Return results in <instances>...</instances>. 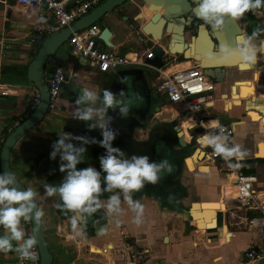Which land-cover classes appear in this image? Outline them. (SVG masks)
<instances>
[{"label":"crops","instance_id":"crops-1","mask_svg":"<svg viewBox=\"0 0 264 264\" xmlns=\"http://www.w3.org/2000/svg\"><path fill=\"white\" fill-rule=\"evenodd\" d=\"M11 2L12 0H0V4L4 5V11L0 9V40L4 43L0 53V84H6L9 92L7 95L0 94V128L5 134L31 113L28 110V102L35 89L22 88L28 82L24 72L33 55L28 39L47 34L39 33L36 27L52 22L49 15L41 17L40 13L33 9L25 19L14 17L10 12L9 26L6 28L5 11L10 10ZM72 2L69 4L72 5ZM135 4L138 8L141 7V3ZM136 13L131 16V20L128 16L127 19L122 17L127 21V26L129 22L136 23ZM152 13L153 11L142 12L138 16L142 17L140 22L147 21ZM129 31L126 40L119 42H114L115 34L111 31L110 40L114 49L125 51L138 47L135 36L130 29ZM128 37H131L133 42L129 41ZM159 43L165 46L161 41ZM100 47L107 48L103 44ZM56 58L68 66L65 72H76V76L68 78L62 85L59 96L53 101L54 107L15 143L10 153L13 173L26 188L33 187L36 190L39 207L45 205L42 223L52 254L51 264H130L127 256L130 249L146 252L142 264H242L249 249L262 246V237L244 225V218L258 214V210L238 207L233 196L235 174L254 175L255 195L264 205V76L257 82L258 70L264 67L263 61L262 66H257L253 78L247 73L240 79H235L230 92L222 94L225 90L216 86L209 112L212 118L233 129L229 142L241 145L246 151L247 155L239 162L243 166L230 169L225 160L218 157L215 163H206L208 170L201 172L198 170L197 157H193L195 161L188 163L186 170L193 177L187 178L185 183L180 181L181 199H187V193L193 187L197 188L195 194L201 199L196 201H208L209 203L203 202L202 205L217 211V220L212 219L205 229H198L192 221L189 229L186 218L180 214L184 210L183 205L187 203L179 202L174 207L180 212L177 214L167 208V204L161 207L152 200L142 203L144 214L141 224L132 222L134 213L129 210V213L121 218H129L125 227L113 221L104 234H98L99 226L105 224V221H99V226H86V235L80 237L76 236L73 230L72 213L58 208L57 196H47L43 187L45 184L55 185L52 176L53 160L49 158L51 145L58 139V133L62 134L63 131L74 136H95L99 129L89 130L86 122L72 118V105L84 87L94 88L102 93L109 73L113 74L130 66L99 73L93 63L74 55L68 44L60 47ZM187 65V61L182 60L169 68L176 69ZM262 74L264 75V69L259 76ZM233 88L235 92L242 93L232 95ZM181 129L187 132L185 125ZM72 143L77 145L78 141L74 140ZM197 150L200 151L196 148L190 156ZM232 163L237 161L233 159ZM189 181L192 184H189ZM228 199L234 204L228 205ZM216 223L220 227V233L213 228ZM21 226L24 228L23 223ZM2 234L3 230L0 229V235ZM17 257L15 252L0 253V264H11ZM256 264H264V257L258 259Z\"/></svg>","mask_w":264,"mask_h":264},{"label":"clouds","instance_id":"clouds-1","mask_svg":"<svg viewBox=\"0 0 264 264\" xmlns=\"http://www.w3.org/2000/svg\"><path fill=\"white\" fill-rule=\"evenodd\" d=\"M192 11L203 25L220 31L224 28L226 18L240 20L245 13L264 8V0H192ZM264 28L257 26L250 35L240 37L234 44L219 45L214 51L205 53L208 60L222 62L231 57H238L240 67L252 68L264 56ZM143 97L139 92L118 94L110 89L102 93L94 88L84 87L72 105V118L87 123L89 130L99 129L102 139L95 137L74 136L72 133H58V139L51 145L50 159L59 156V171L65 173L59 184L43 185L47 196H58L57 207L72 213L71 223L76 236L86 235V226L90 219L96 217L103 209L106 221L99 226L98 234H104L109 224L115 220L119 224V216L123 214V204L134 213L133 223L143 222L144 205L133 199V194L140 192L146 183L157 184L164 175L173 171L172 163L165 158L159 162H150L148 156L132 155L126 158L125 153L113 147L118 132L110 127L109 109L118 110L122 118L127 117L130 110L137 106ZM202 138L207 146L221 156L230 168H240L239 163L247 155L239 144H231L225 128L218 120L210 122ZM194 127V124L192 125ZM78 141L76 146L72 141ZM99 144L105 154L99 157L100 171L89 166L77 169L84 161L86 147ZM233 159L237 163H232ZM103 173V175H102ZM102 184L104 185L102 187ZM107 198H102L104 194ZM37 192L33 187H18L16 176L11 171L0 173V253L15 252L22 261L39 259L34 249L37 245L35 236L26 233L21 226L22 221L40 223L45 216L35 199ZM98 223L93 220L94 226Z\"/></svg>","mask_w":264,"mask_h":264},{"label":"water","instance_id":"water-1","mask_svg":"<svg viewBox=\"0 0 264 264\" xmlns=\"http://www.w3.org/2000/svg\"><path fill=\"white\" fill-rule=\"evenodd\" d=\"M126 1H132L135 4L134 0H103L100 4L91 9L85 15L75 20L70 26L61 28L51 33H47L39 38L33 37L32 39H28L30 51L33 53V55L29 60V63L24 72V75L26 76L28 82L23 85L22 88L38 90L40 93V100L36 108L29 114V116H27L16 127H14L5 137L1 147V173L6 171L13 172L10 165V153L13 146L29 129L37 125L42 120L43 116L50 110V97L46 84V78H49L52 75L54 69L58 66H61L65 71L68 70V66L64 63L59 62L56 58L60 47L66 42L68 36L72 31H76L90 24L96 23L97 20L102 18L106 13L114 10L116 7L122 5ZM140 3V8L136 6V19L142 18L138 17L142 12L146 13L147 11H153L148 20L142 24V31L145 34H149L150 36H152L153 39H157L156 41L158 42L168 36L165 49L171 56H182L184 60L193 59L216 83L219 82L220 79L216 78V76L213 74V72L211 71L212 67L214 68L216 65L221 64L232 65L239 62L238 57H231L223 60L222 62H217L216 60H208L205 57V53L214 51V41L212 38L217 41V44L219 46L222 44H234L236 42V38L238 40L240 37H242L241 29L236 20L234 21L230 18H226L224 28L220 31H216L211 29L209 26L203 25V22L195 17L192 11V0H140ZM0 9L1 11H4L3 4H0ZM5 12L6 20L4 23L5 27L7 28L9 26L10 10L6 9ZM123 18L127 19V16H123ZM188 27L193 30V35L191 36L189 43H186L184 40L183 31ZM111 35L112 32L110 31V29L106 25H103L101 27L100 33L98 34V38L106 46L112 47L113 43L110 40ZM154 51L155 57L149 60V62L155 66H162L163 58L164 56H166L164 48L161 46H157L155 47ZM83 60L85 61V59ZM83 60L81 62H83ZM257 66L258 64L255 63L252 68L249 69L256 71ZM115 73H117V76L115 78L112 77L111 79H108L104 85V89H110L117 94L120 91H125L130 95L131 92L136 91L138 87H140L139 89L144 87L146 89L145 95L148 96L149 89L151 88V83H148L146 81V77L140 70L122 69L116 71ZM139 89L137 90V92L139 91ZM141 102L142 108L139 110L135 108L136 110L130 112L127 117L122 118L118 110L112 109H109L107 114L112 118L110 127L118 132V135L113 141V147H117L121 151H123L126 158H130L132 155L142 156L145 153V155L149 157V160L151 162L154 157L155 151L151 147L152 140L137 144L134 143L131 138L132 130L136 128V126H138L137 124L144 125V123L146 122L144 120L146 111L144 107L145 99H143ZM130 114L131 116L133 115V117L136 118V124L133 123V120L131 121ZM154 124H156V120H153L150 123V127H152ZM181 132L182 131L180 130V128L175 125L173 128V134L176 137V142L173 148L174 151L181 152V155L178 156L177 154L176 156H174V154L171 153L169 154V156H167L174 160V162H171L173 165V171L166 178V181L171 180V185H174V191L168 194L172 199H174L175 196L180 195L178 189L181 186L179 180L182 175V166L185 167L186 170H188L185 164V159L190 156L194 150H196L194 144L187 143L182 140L179 135ZM97 138L98 141L102 139L100 132ZM90 145L93 153L97 151L98 153H101L103 155L105 154V149L102 147L96 149V144H89V149H86L87 151L90 152ZM188 145H192V150L189 154L184 152L185 148H187ZM16 179L18 181V187L21 190L23 188H26V186L17 177ZM161 192L162 190L158 189L157 187L154 190H152L150 187V193L154 196L155 199L164 196V194H161ZM35 202L39 207L36 199ZM203 202L209 203L208 201H202L201 203ZM195 203L199 202H191L188 208L183 205L184 210L181 213L179 212L182 217L186 218L189 229L190 223L194 218L192 207ZM176 205V202L170 201L167 202L166 207L171 208L174 213L179 214L178 211L174 209ZM214 220H217L216 216ZM31 225L35 239L37 240V247L39 250L38 264H51L52 254L46 242L43 223H36L34 221H31ZM213 228H216L220 233V227L217 223ZM206 231H208V229ZM166 239L167 237H165L164 240Z\"/></svg>","mask_w":264,"mask_h":264},{"label":"built area","instance_id":"built-area-1","mask_svg":"<svg viewBox=\"0 0 264 264\" xmlns=\"http://www.w3.org/2000/svg\"><path fill=\"white\" fill-rule=\"evenodd\" d=\"M70 1L72 5L69 4ZM103 0H12L10 4V12L14 17L25 19L30 11L35 9L43 16L45 14L52 18L51 23L46 25H37L36 29L39 33H51L61 28L70 26L75 20L79 19L91 9L100 4ZM129 22L128 27L135 36L138 47L119 51L112 47L101 48L105 45L99 38L98 34L101 27L96 23L90 24L84 28L72 31L66 42L74 55L93 63L99 73L113 71L123 66H144L154 71L152 86L158 91L165 94L167 104L170 109L164 108L169 112L171 118H179L180 121L176 125L181 129L186 126L188 132L187 143H193L197 149H201L203 156L199 162L215 163L217 155L210 146H207L202 136L208 129H211L210 122L215 120L210 115L212 108L213 93L215 84L213 80L204 72V69L193 59L185 60L189 65L171 69L172 65L178 62L177 56H171L165 46L153 39L149 34H145L141 26L143 21L136 19ZM39 38V37H36ZM3 41L0 40V53ZM161 46L165 50L166 56L163 58L162 66H155L149 60L155 57V47ZM76 72H65L61 66H58L52 72L49 78H46V84L50 97L49 107H54L53 100L59 94L61 87L68 81L69 77H75ZM8 89L6 84H0V94L7 95ZM40 100V93L35 90L28 102V110L32 112ZM176 115V116H175ZM175 123V122H174ZM18 124V123H16ZM194 124V127L192 126ZM226 134L231 136L233 129L225 123ZM6 134L0 128V156L1 147ZM210 148V149H209ZM227 163V162H226ZM228 164V163H227ZM230 168V167H229ZM232 169V168H230ZM232 170H230L231 172ZM1 173V172H0ZM254 175H236L234 176L235 195L233 199L238 203V207L245 209L258 210V214L246 216L244 225L254 230L262 237V246L256 249H249L244 256L242 264H256L258 259L264 257V205H262L255 195ZM26 233L32 234L31 221L23 222ZM39 257V250L36 245L34 249ZM146 253L144 251H136L130 249L127 251L130 264H142L145 260ZM39 259L35 262L38 264ZM11 264H33L32 261H22L18 257Z\"/></svg>","mask_w":264,"mask_h":264},{"label":"flooded vegetation","instance_id":"flooded-vegetation-1","mask_svg":"<svg viewBox=\"0 0 264 264\" xmlns=\"http://www.w3.org/2000/svg\"><path fill=\"white\" fill-rule=\"evenodd\" d=\"M240 29H241V34L242 36L245 35H250L251 32L253 31L254 28H256L257 26L264 28V8L258 9L255 12H248L245 13L244 17L240 20H236ZM183 35H184V40L186 43H189L191 36L193 35V30L191 28H185L183 31ZM165 38H167L168 40V36H166ZM262 39H264V37H261ZM214 41V50L218 47L217 41L212 38ZM237 41V38H236ZM189 64V62H187ZM240 62L236 63V64H232V65H216L214 68H211V71L213 72V74L216 76V78H219V82H214L215 87L216 86H221L223 88V93L222 94H226L228 92H230L231 90V86H232V82L235 81V79H240L242 76H245V74L250 73L251 77L253 78L254 76V70H250L248 69H240L239 67ZM258 65L262 64V59L260 58L257 61ZM264 69V67H261L258 70V77H257V82L260 79L259 73ZM117 73H113V74H108L106 76V79H111L112 77L115 78L117 75ZM118 81V80H117ZM146 81L148 83H152L151 78L147 75L146 77ZM230 82V84H229ZM116 88V86H115ZM114 88V91H115ZM148 96L144 97L143 99H145V117H144V125L142 124H137L138 126H136V128H134L132 130L131 133V138L134 141V143L140 144V143H145L147 141L152 140V144L151 147L153 148L154 151V156H159L161 159L162 158H166L167 156H169V154L173 153L174 156H176L178 154L181 155V152H176L174 151L173 146L175 145L176 142V137L173 134V128L175 126V124L170 123V120H166L165 118H160V115L162 110L165 107H169L166 103V97L165 94L161 91H158L155 87L152 86L151 84V88L149 89L148 92ZM135 109L134 107L130 110V112H133ZM131 121L133 120V123L136 124L137 120L135 117H133V115L131 116ZM134 118V119H133ZM156 120V124H154L152 127H150V123ZM142 121V122H143ZM100 132V130H99ZM99 132H97L95 134V136H89V138L95 137L96 140L98 141V136H99ZM101 133V132H100ZM76 146H80L79 142ZM86 149H89V145H85ZM99 144H96V149H99ZM90 149L91 145H90ZM95 149V151H96ZM175 152V153H174ZM99 154L100 156H102L103 154L98 153L97 151L93 153V151H87L85 153V159L83 162H81L80 164L77 165V169H83V168H87L89 166H92L94 168H96L98 171H100V164H99ZM145 156V153L142 155ZM183 159V158H182ZM152 161H156V159L153 157ZM54 162V163H53ZM52 162V167H53V172H52V176H53V182L55 184H59L60 181L63 179V176L65 175V173H61L59 171V166H60V160H59V156H57V158L55 160H53ZM159 162V161H156ZM103 175V173H102ZM180 182V180H179ZM181 185V184H180ZM104 185L102 184V187ZM181 186L178 189V192L180 193L179 196H175L174 199L171 198L170 195H168L167 193H161L164 194L163 197H158L157 199L154 198L153 195H151L150 193V186L148 184H145L144 189H142L140 192H136L133 194V199L134 200H139L140 202H152L156 201L159 206L164 207L166 206L167 202L173 201L176 202V204H179V202H181ZM109 194L105 193L104 196L102 198H107ZM57 198L59 199V197L57 196ZM37 201V200H36ZM38 202V201H37ZM39 204V203H38ZM124 211L122 215H125L127 213H129V208L127 206V204H123L122 205ZM103 214H104V210L102 209L100 211V213H97L96 217H94L93 219H90L87 223V226L94 227L93 226V220H97L98 221V226L100 225L99 221H105L103 218ZM122 215L119 216V221L122 224L121 227H125L126 222L129 220L125 219V220H121V218H124ZM129 217V216H128ZM147 217V214H146ZM115 222V220H113ZM106 222V221H105ZM104 222V223H105ZM110 226V224L108 225ZM129 260V259H128Z\"/></svg>","mask_w":264,"mask_h":264},{"label":"rangeland","instance_id":"rangeland-1","mask_svg":"<svg viewBox=\"0 0 264 264\" xmlns=\"http://www.w3.org/2000/svg\"><path fill=\"white\" fill-rule=\"evenodd\" d=\"M136 3H140V0H134ZM137 12V7L136 5L134 4V2L132 1H126L125 3H123L122 5L116 7L114 10L106 13L102 18H100L99 20H97L96 24L100 27H102L103 25H106L110 31H112L114 34H115V38H114V42H119V41H124L126 40V34L129 33V29H128V26H127V21L126 20H123L122 17L123 16H128L130 17L129 19L131 20V16ZM133 37V36H132ZM128 40L132 41V38L131 37H128ZM161 43L164 44V45H167V38H163L161 40ZM63 45H67V42H65ZM63 45L61 47H63ZM182 57H178V59H181ZM89 63V62H88ZM123 67H126V66H123ZM128 69H137V70H140L145 77H147V75L151 78L152 82H153V76H154V72L153 70L147 68V67H144V66H130L128 67ZM263 74L260 75V79L262 80L263 79ZM140 87H138L139 89ZM137 89V90H138ZM136 90V92H137ZM146 89L143 87L141 89H139V93L140 95L143 97H147L145 95V91ZM261 91V90H260ZM262 92V91H261ZM55 101V100H53ZM165 104H169L167 101ZM142 102L141 101H138L137 102V106L134 107V108H137V110L141 109L142 107ZM146 106V104H145ZM167 108V107H165ZM168 109H170V107H168ZM133 110H136V109H133ZM160 118H165L166 120H170L169 122L176 125V122L180 121L181 117L179 118H171V115L169 112H166L165 110L161 112L160 115ZM176 116V115H175ZM175 122V123H174ZM193 144V143H192ZM211 148V147H210ZM209 148V149H210ZM192 150V145H188L187 148H185L184 152L189 154ZM154 158L156 159V161H160L161 158L159 156H154ZM165 159H168L170 162H174V160L170 157H167ZM169 174H166L162 177V179L155 185L153 184H149V183H146L148 184L152 190H154L156 187L158 189H161L162 192L161 193H172L174 191V185H171V180L169 181H166V178ZM192 174H189L187 171H186V168L182 166V175L180 177V181L181 183H185L186 182V179L187 178H191ZM193 177V176H192ZM165 181V182H163ZM189 184H192L191 181H189ZM171 185V186H170ZM194 186V185H193ZM196 187V186H195ZM196 191H197V188H195ZM195 189L194 187L187 193L188 196H187V199L183 198L181 199V203H187L185 206L188 208L190 203L192 201H196V200H200V196H197L195 194ZM142 204V202H140ZM227 203L228 205H233L234 202L232 200H227ZM44 207L45 205L43 204L42 205V209L44 210ZM192 223V221H191ZM190 223V224H191ZM146 253V252H145ZM129 259V257H128Z\"/></svg>","mask_w":264,"mask_h":264},{"label":"bare ground","instance_id":"bare-ground-1","mask_svg":"<svg viewBox=\"0 0 264 264\" xmlns=\"http://www.w3.org/2000/svg\"><path fill=\"white\" fill-rule=\"evenodd\" d=\"M157 40V39H156ZM261 59L264 63V56H261ZM262 66V65H261ZM259 66V68L261 67ZM244 70V69H243ZM234 91V92H233ZM232 95L234 93L236 94H241L242 92L241 91H238V92H235V89L233 88L232 90ZM254 92V90H253ZM253 92H250V93H253ZM254 117V115H253ZM182 132L179 134L180 137L182 138V140L184 142H186V140L188 139L189 135H188V132L180 129ZM203 156V152L202 150L200 149V151H196V153L193 154V156H190V157H187L185 159V164H186V167H187V164L192 162V161H195L193 160V157H197V162L199 163V166H198V170L201 171V172H206L208 170V166L206 164H204V162H199L200 158ZM188 168V167H187ZM232 177V176H231ZM233 178V177H232ZM200 210V211H199ZM192 213L194 215V218L192 219V221L195 223L196 227L198 229H205L206 228V225L208 223H210L212 221V219L215 218L216 216V211L212 208H204L202 203L199 202V203H195L193 204V207H192ZM203 216V217H202Z\"/></svg>","mask_w":264,"mask_h":264},{"label":"trees","instance_id":"trees-1","mask_svg":"<svg viewBox=\"0 0 264 264\" xmlns=\"http://www.w3.org/2000/svg\"><path fill=\"white\" fill-rule=\"evenodd\" d=\"M180 57H182V56H180ZM182 60H184L183 58H181V59H178V61H182ZM25 119V118H24ZM24 119H22L20 122H22ZM7 134L8 133H6V136H7Z\"/></svg>","mask_w":264,"mask_h":264}]
</instances>
